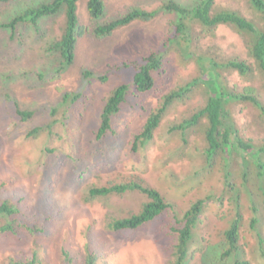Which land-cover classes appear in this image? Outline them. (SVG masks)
Returning a JSON list of instances; mask_svg holds the SVG:
<instances>
[{"label":"rangeland","instance_id":"1","mask_svg":"<svg viewBox=\"0 0 264 264\" xmlns=\"http://www.w3.org/2000/svg\"><path fill=\"white\" fill-rule=\"evenodd\" d=\"M162 1L104 0L103 15L93 19L87 12L86 0H78L81 32L77 36L74 60L59 73L55 72L58 55L48 47L61 33L62 14L44 20L39 33L21 27L9 39L7 32L0 30V181L13 178V187L26 194L31 207H43L46 213L50 208L58 212L44 234L25 233L21 238L1 235L0 264L8 257L19 256L36 246L48 264H60L63 251L74 256L83 254L85 242L90 237L97 250L98 264H102V260L104 264H169L174 238L166 231L168 214L164 213L135 230L114 231L107 226L112 217L138 210L146 200L144 195L128 192L91 200L85 198L90 185L123 182L134 175L143 177L173 200L180 211L197 197L212 193L213 197L207 199L199 216L186 264H231L229 256L221 259L222 230L233 213L227 195L222 200L216 198L222 190L221 171L217 167L191 177L192 171L199 169L202 162L199 155L193 153V147L203 143L201 133L192 135L188 144L182 146L178 132H167L170 124L180 121L204 103L203 84L194 88L188 99L176 102L168 109L143 151L133 155L129 150L132 134L140 129L161 95L197 75L193 59L183 61L175 51L169 50L166 78H157L155 88L141 99L128 97L112 124L115 134H106L100 141L92 135L104 99L117 83L128 79V73L116 71L105 81L95 79L83 87L81 67L101 71L107 64L135 55L140 57L150 49H157L175 15L159 12L149 21H133L103 37L94 34V27L130 8L151 9ZM176 1L189 3L191 0ZM215 7L236 10L246 17L254 15L247 0H215ZM193 32H198L192 46L196 53L218 60L237 56L252 62L245 36L232 27L219 25L209 35L195 25ZM220 73L228 86L240 90L245 85H252L264 99V76L259 72L251 78L235 70L223 69ZM63 92L81 94L75 104L57 109L51 133L44 130L35 138L26 137L29 128L52 120L49 106L54 105ZM8 95L21 107L33 109L32 118L18 122L11 102L7 100ZM232 108L238 125L245 126L247 134L254 139L264 135V121L258 119L254 107L238 102ZM45 146L54 151L44 155L42 149ZM249 217L248 208L243 209L239 244L250 264H264V245L260 251L258 241L248 227Z\"/></svg>","mask_w":264,"mask_h":264},{"label":"trees","instance_id":"2","mask_svg":"<svg viewBox=\"0 0 264 264\" xmlns=\"http://www.w3.org/2000/svg\"><path fill=\"white\" fill-rule=\"evenodd\" d=\"M78 0H0V30L7 32L12 39L18 28L40 32L42 22L57 14L63 15V23L59 37L49 45V50L58 55L55 72L65 70L74 60L77 36L81 32L77 17ZM253 10V17H246L240 12L226 8H216L215 0H191L181 3L176 0H163L158 6L146 9L141 6L130 8L119 16L99 23L94 27L98 37L110 35L114 30L133 21H149L159 12L173 13L175 19L170 23L168 33L159 41L157 49L138 57L121 59L107 64L101 71L89 67H81L80 82L83 87L89 86L92 80H107L110 73L126 71L128 79L117 83L104 99L99 108L97 126L92 131L93 138L100 141L106 134H115L112 124L129 96L141 99L144 94L153 90L157 78H166L165 64L169 50L175 51L183 61L193 59L197 66V75L163 93L157 105L149 111L140 129L132 134L129 150L133 155L151 142L154 132L168 109L179 101H185L194 88L203 84L205 89L204 103L195 108L180 121L170 124L167 132H178L182 146L187 145L191 136L201 133L203 143L194 146L201 159L199 169L190 174L196 177L203 170L213 171L218 167L221 171V194L216 197L222 200L227 195L233 206V213L222 230L224 242L221 259L230 257L231 264H250L244 258L239 244L243 225V209L248 208L250 217L248 227L258 241L259 250L264 245V135L254 139L240 127L233 115V104L244 102L258 111V119L264 121V99L252 85H245L240 90L228 86L223 81L221 70H235L244 77H253L257 71L264 76V0H247ZM5 5L8 7L5 8ZM89 16L99 19L105 10L104 0H86ZM195 25L204 34L212 35L219 25H228L245 36L247 53L252 62L237 56L218 60L214 56L196 53L192 46L197 39ZM81 93L63 92L54 105L49 106L52 120L46 124H37L29 128L25 136L37 137L40 132L51 127L56 119L53 115L59 107L75 104ZM18 122L32 118L34 110L23 108L14 97L7 96ZM141 108L144 106L139 102ZM12 113V112H11ZM54 150L45 146L44 155ZM40 165H43L40 163ZM12 186L10 187V185ZM137 192L146 197L138 210L125 216L112 217L107 226L114 230H135L168 214L166 231L173 236L171 259L169 264H186L191 243L195 240V229L200 221L207 199L213 197L209 193L197 197L187 208L180 211L176 203L167 198L156 187L148 184L141 176L134 175L127 181L111 182L106 185H90L86 189L85 198L91 200L110 195H121ZM31 207L26 194L13 187V178L0 181V236L11 235L21 238L25 233L31 235L44 234L52 225L56 210ZM59 211V209H58ZM57 212V213H55ZM63 251V250H62ZM264 253H262L263 255ZM97 250L93 238H87L83 254L74 256L63 251L60 264H98ZM104 260H102V264ZM4 264H48L43 259L37 246L19 256L8 257Z\"/></svg>","mask_w":264,"mask_h":264}]
</instances>
